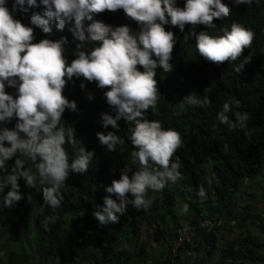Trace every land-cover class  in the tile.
I'll list each match as a JSON object with an SVG mask.
<instances>
[{
	"label": "trees",
	"instance_id": "1",
	"mask_svg": "<svg viewBox=\"0 0 264 264\" xmlns=\"http://www.w3.org/2000/svg\"><path fill=\"white\" fill-rule=\"evenodd\" d=\"M223 2L230 7L229 16L214 20L215 29L198 25L195 33L220 34L233 22L251 29L253 41L236 61L219 66L206 61L196 51L190 25L185 26L183 33L176 27L165 26L177 40L172 53L173 67L167 73L157 69L161 97L155 113L149 109L146 118L181 133V147L171 160L180 163L183 179L166 185L159 193L150 192L153 203L147 213L129 205L118 223L98 227L91 213L96 206L103 205L107 195L104 188L112 179H119L125 166L135 170L128 156L134 148L127 140L128 125L124 120L118 121L119 131L101 126L100 113L112 114L103 96L107 88L101 90L95 82L74 77L62 94L75 101L77 111L66 109L62 120L75 129L86 150L94 151V160L87 173H70L62 189L61 207L55 211L57 222L49 224L48 230L42 221L53 211L41 209L42 194L18 180L22 199L15 207L0 209V264H264V194H258L264 186L251 195L245 192L247 184L264 174V0L251 7L234 5L232 0ZM183 3L184 0H177L179 7ZM8 6L11 8V0ZM32 11L42 12L43 6ZM30 15L31 12L16 13L15 18L29 25ZM95 18L108 25L127 24L138 30L122 9L105 10ZM68 27L59 31L53 26L52 32L46 34L33 26V42L66 37L65 54L70 62L75 58L71 54L75 45ZM245 60L249 62L239 74L233 71L234 65ZM82 81L84 89L80 88ZM6 92L15 96L12 88L6 87ZM191 93L198 97L207 95L210 103L202 108H181L179 102ZM88 95L94 99L88 100ZM229 99L240 102V108L233 111L248 112V136L240 130L229 131L216 120L217 111ZM229 116L232 118L231 113ZM14 124L15 120L6 127L11 129ZM108 131L125 139L117 151L109 150L97 139L96 133ZM7 164L10 169L14 158ZM92 184L97 186L94 193ZM200 185L208 196L203 202L196 196ZM28 195L33 196L32 203L27 202ZM182 203L189 205V211L178 216ZM233 223L240 231L250 225L256 234H226ZM184 228L189 230V236L178 246V231ZM145 239L154 245L150 251L146 250Z\"/></svg>",
	"mask_w": 264,
	"mask_h": 264
},
{
	"label": "clouds",
	"instance_id": "2",
	"mask_svg": "<svg viewBox=\"0 0 264 264\" xmlns=\"http://www.w3.org/2000/svg\"><path fill=\"white\" fill-rule=\"evenodd\" d=\"M232 3L251 7L260 0ZM8 5L9 0H0V209L15 207L22 199L18 184L22 179L27 188L42 194L41 209L53 211L43 218L44 229L56 224L55 211L61 207L62 189L70 173H87L95 155L85 149L75 129L62 120L66 109L77 111L75 101L62 94L65 86L74 77H82L95 82L98 89L107 88L103 96L112 114L100 113L101 126L119 131L118 121L124 120L128 125L127 140L134 148L128 156L135 170L125 166L119 179H112L104 188L107 195L103 205L96 206L91 215L103 228L118 223L129 205L147 213L153 203L150 192L159 193L166 185L183 179L180 163L171 160L181 147V133L146 118L149 109L155 113L161 97L157 69L167 73L173 67L177 40L165 26L183 33L185 26L190 25L189 34L195 35L197 53L217 66L236 61L250 47L252 30L233 22L220 34L195 33L198 25L215 29L214 20L229 16L230 7L223 0H184L183 7L177 5V0H11V8ZM38 6H43L42 12L32 11ZM121 9L138 30L127 24L108 25L95 18L105 10ZM30 12V26L15 18L16 13ZM66 25L75 45L71 53L75 58L70 62L65 54L66 37L33 42V26L47 34L53 26L63 31ZM248 62L234 65L233 71L239 74ZM6 87L14 89L15 96L6 92ZM84 87L82 81L80 88ZM87 99L94 97L88 95ZM209 103L207 95L198 97L196 93L179 102L181 108H202ZM239 108L238 100H226L217 111L216 120L229 131L240 130L248 136L249 114L233 111ZM13 120L14 127H6ZM96 136L111 151L125 144V139L114 131L98 132ZM13 158L9 169L7 162ZM96 189L92 184L91 191ZM196 196L201 202L208 199L203 185L198 186ZM26 200L32 203L33 196L28 195ZM188 211L189 205L182 203L177 215Z\"/></svg>",
	"mask_w": 264,
	"mask_h": 264
},
{
	"label": "rangeland",
	"instance_id": "3",
	"mask_svg": "<svg viewBox=\"0 0 264 264\" xmlns=\"http://www.w3.org/2000/svg\"><path fill=\"white\" fill-rule=\"evenodd\" d=\"M261 186H264V174L256 182H254L252 184H247V188H246L245 192H246V194L251 195V194L254 193L255 189L258 190V189H260ZM258 194L262 195V194H264V191L262 190ZM234 225H235V223H233L232 227H229L225 231V233L226 234H230V235H231L232 232L234 233V235L235 234L240 235V234H242V232H246V233L250 232V234H252V235L256 234V232L254 231L253 227L250 226V225H248V227L245 228L243 231L238 230ZM145 242H147V245H148L146 247V250L150 251V248H153L154 245L148 239H145ZM193 263H194V261L191 264H193Z\"/></svg>",
	"mask_w": 264,
	"mask_h": 264
},
{
	"label": "built area",
	"instance_id": "4",
	"mask_svg": "<svg viewBox=\"0 0 264 264\" xmlns=\"http://www.w3.org/2000/svg\"><path fill=\"white\" fill-rule=\"evenodd\" d=\"M179 239H178V246H180L186 238L189 236V230L187 228L181 229L178 231Z\"/></svg>",
	"mask_w": 264,
	"mask_h": 264
}]
</instances>
